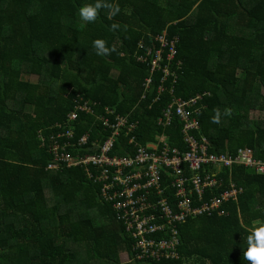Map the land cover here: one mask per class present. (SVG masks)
<instances>
[{"label": "trees", "instance_id": "obj_1", "mask_svg": "<svg viewBox=\"0 0 264 264\" xmlns=\"http://www.w3.org/2000/svg\"><path fill=\"white\" fill-rule=\"evenodd\" d=\"M195 97L209 153L255 163L223 171L204 201L240 195L180 225L178 258L137 260L102 186L84 166L47 169L44 144L73 130L68 151L84 155L81 136L128 116L137 143L184 150L181 120L159 119ZM263 117L264 0H0V264H264Z\"/></svg>", "mask_w": 264, "mask_h": 264}, {"label": "built area", "instance_id": "obj_2", "mask_svg": "<svg viewBox=\"0 0 264 264\" xmlns=\"http://www.w3.org/2000/svg\"><path fill=\"white\" fill-rule=\"evenodd\" d=\"M157 64L155 61L154 65ZM165 72L170 74L169 70ZM163 92L162 88L160 94ZM198 99L200 97L189 101L174 99L159 119V124L164 127L172 126L176 118L181 120L184 150L173 147L167 135L158 136L156 143L135 142L130 135L138 121L134 118L132 121L128 116H118L115 121L106 118L105 125L110 132L106 139L90 143V135L81 136L76 147H86L89 153L84 155H73L68 151L73 147L69 141L74 136L73 130L61 132V139L54 142L51 167L57 168L58 162L63 161L87 169L90 179L102 186L101 196L112 204L117 220L124 225L125 234L133 240L132 250L137 260L178 258L180 225L191 216L210 215L223 201L237 199L240 195L236 188L225 191L220 199L204 201L207 191L220 186L223 171L239 160H246L243 162L250 165L255 163L249 149L242 150L237 160L209 153L207 139L194 136L199 122L192 117L191 107ZM76 108L92 109L86 102ZM76 119L77 112L72 111L69 120ZM122 139L126 142H121ZM113 150L116 152L110 155ZM257 164L260 170L264 169V165ZM159 234L162 236L156 240Z\"/></svg>", "mask_w": 264, "mask_h": 264}, {"label": "rangeland", "instance_id": "obj_3", "mask_svg": "<svg viewBox=\"0 0 264 264\" xmlns=\"http://www.w3.org/2000/svg\"><path fill=\"white\" fill-rule=\"evenodd\" d=\"M27 79L32 81V82H37L38 81V77L37 76H30V77H27ZM130 136H131V138L134 137L135 142L137 141L134 135H130ZM61 137H62V134H61L60 131H58L56 134L53 133L51 140L47 141L44 144V148L47 150V152H49V153H51L53 155V159L50 162L49 166H47V169H49L51 171H54V172H58V171H61V170H64V169H69V168H75V167L83 166V165H80V164H78V165H69L67 162L60 161V162H58L59 166L57 168H52L51 167L54 164V142L60 140ZM149 143H156V141L153 140V141L148 142V144ZM94 152H96V151H94ZM115 152L116 151L113 150L110 153V155H113ZM199 166H200V164L196 165V167H195L196 171H198V169H199L198 167ZM47 194H49V193H47ZM50 202H52V199L50 200ZM120 259H121L122 262L128 261V257L126 256V254H122L120 256Z\"/></svg>", "mask_w": 264, "mask_h": 264}]
</instances>
